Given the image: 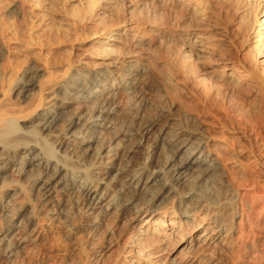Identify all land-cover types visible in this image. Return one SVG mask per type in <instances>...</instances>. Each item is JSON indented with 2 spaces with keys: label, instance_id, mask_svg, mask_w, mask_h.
<instances>
[{
  "label": "bare ground",
  "instance_id": "bare-ground-1",
  "mask_svg": "<svg viewBox=\"0 0 264 264\" xmlns=\"http://www.w3.org/2000/svg\"><path fill=\"white\" fill-rule=\"evenodd\" d=\"M33 250L264 264V0H0V264Z\"/></svg>",
  "mask_w": 264,
  "mask_h": 264
},
{
  "label": "rangeland",
  "instance_id": "rangeland-1",
  "mask_svg": "<svg viewBox=\"0 0 264 264\" xmlns=\"http://www.w3.org/2000/svg\"><path fill=\"white\" fill-rule=\"evenodd\" d=\"M176 115H177V113H176ZM39 256L40 255L37 252H35L34 250L29 252V257H30L31 261H33V264H38V260L40 259ZM3 264H8V263H3Z\"/></svg>",
  "mask_w": 264,
  "mask_h": 264
}]
</instances>
